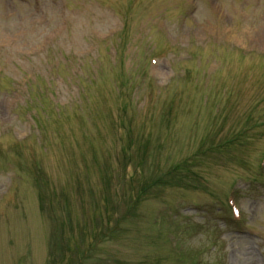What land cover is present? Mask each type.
Wrapping results in <instances>:
<instances>
[{
    "label": "rangeland",
    "instance_id": "obj_1",
    "mask_svg": "<svg viewBox=\"0 0 264 264\" xmlns=\"http://www.w3.org/2000/svg\"><path fill=\"white\" fill-rule=\"evenodd\" d=\"M1 2L0 264H264V0Z\"/></svg>",
    "mask_w": 264,
    "mask_h": 264
},
{
    "label": "trees",
    "instance_id": "obj_2",
    "mask_svg": "<svg viewBox=\"0 0 264 264\" xmlns=\"http://www.w3.org/2000/svg\"><path fill=\"white\" fill-rule=\"evenodd\" d=\"M171 177L173 178L174 182L179 181V180H178L179 178H178V176H177L176 174H175L174 176H171ZM171 177H170V178H171ZM175 177H176V178H175ZM181 181H182V180H181ZM86 256H87V253H86ZM86 256H85V257H86Z\"/></svg>",
    "mask_w": 264,
    "mask_h": 264
},
{
    "label": "bare ground",
    "instance_id": "obj_3",
    "mask_svg": "<svg viewBox=\"0 0 264 264\" xmlns=\"http://www.w3.org/2000/svg\"><path fill=\"white\" fill-rule=\"evenodd\" d=\"M2 2L1 3H3V0H1Z\"/></svg>",
    "mask_w": 264,
    "mask_h": 264
}]
</instances>
